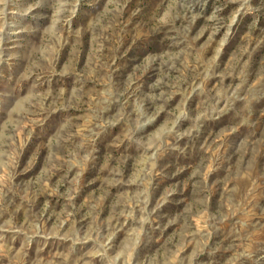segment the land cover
Here are the masks:
<instances>
[{
	"label": "rangeland",
	"instance_id": "rangeland-1",
	"mask_svg": "<svg viewBox=\"0 0 264 264\" xmlns=\"http://www.w3.org/2000/svg\"><path fill=\"white\" fill-rule=\"evenodd\" d=\"M0 264H264V0H0Z\"/></svg>",
	"mask_w": 264,
	"mask_h": 264
}]
</instances>
